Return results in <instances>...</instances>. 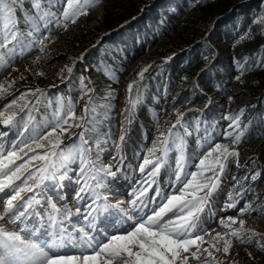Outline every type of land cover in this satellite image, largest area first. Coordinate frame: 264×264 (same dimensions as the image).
<instances>
[{"label": "snow or ice", "instance_id": "6c2138e0", "mask_svg": "<svg viewBox=\"0 0 264 264\" xmlns=\"http://www.w3.org/2000/svg\"><path fill=\"white\" fill-rule=\"evenodd\" d=\"M29 2L30 8H26L24 0H0V73L9 68L19 71L17 60L22 61L34 50L38 53L32 63L38 64L51 51L49 45L59 38L54 33L69 31L81 17L88 16L101 4V0ZM207 6L206 0H190L189 4L194 8ZM214 21L215 17L210 19L200 37L201 43L209 49V33ZM21 23L23 28L19 26ZM251 23L257 26L256 31L249 27L240 40H253L258 32L262 42L251 57L233 56L237 69L233 79L240 83L245 82L243 77L247 72L257 69L264 72V4L253 15ZM85 52L87 49L70 57V63L57 73L61 82L68 81L69 91L72 84H77L76 101L71 96H49L47 90L38 85H25L0 106V264H225V261L235 264V260L227 258L234 241L241 245L254 244L264 254V231L246 227L243 218L264 217V195H254L252 200L245 198L239 206L241 193L245 191L241 186L238 192L230 190L223 204L225 209H236V215L217 217L211 209V199L228 161L234 158L239 166L240 152L235 146L246 138L248 124L241 123L245 109L242 107L225 117L230 123L220 134L230 138V144L213 143L205 128L203 136L198 135L196 145L206 150L189 160L187 138L193 128L184 117L185 112L198 110L181 111L173 96L171 112L175 113V118L165 120L166 128L162 129L159 114L148 108L156 134L152 146L139 162L138 170L142 174V179L137 181L139 187L132 189L128 200L113 199L109 185L115 184L121 172L119 165L123 162L126 132L123 125L133 122L137 106L145 102L146 85L140 82L145 80L150 63L141 65L126 85V103L117 142L110 130L100 131L115 107L112 101L116 98V89L106 85L103 95L97 97L91 77L73 72L77 61L84 60ZM174 55L173 52L162 59L168 61ZM209 63L192 78L191 89L200 88L196 77L212 72ZM82 68L87 71L86 66ZM94 70L117 83L116 72L123 71L114 70L104 60L95 65ZM156 70L160 71L161 66ZM25 72L33 77L45 75L39 67L33 71L27 65ZM24 79L23 72L11 79L5 77L0 81V97L8 94L17 80ZM186 80L187 75L181 77V81ZM260 81L264 82V76ZM248 82H256V77H250ZM215 87L220 88V85ZM167 94L165 88V103ZM85 97L83 108L77 114L76 102ZM152 99L158 101L156 96ZM232 99L229 95L228 100ZM188 102L185 98V103ZM39 106L47 112L37 119L33 111ZM192 124L199 133V117H193ZM72 129L80 130L73 132ZM9 132H12L11 138ZM66 133L68 142L64 143ZM109 141L116 149L114 162L104 163L101 156ZM173 152L174 168L167 174V187L172 190L164 193L155 177L162 166L172 167L169 154ZM189 164L194 170H189ZM259 175L256 169L245 179L255 181ZM153 184L157 185L153 190L155 195L146 196ZM237 184L240 180H236L233 189ZM69 198L76 206L68 202ZM148 200L153 202L151 209L147 207ZM217 219L220 231L211 227L210 222ZM245 252L252 259H258L247 248ZM216 253L224 255V260Z\"/></svg>", "mask_w": 264, "mask_h": 264}, {"label": "trees", "instance_id": "16d2710c", "mask_svg": "<svg viewBox=\"0 0 264 264\" xmlns=\"http://www.w3.org/2000/svg\"><path fill=\"white\" fill-rule=\"evenodd\" d=\"M103 2L106 13L104 20L100 25L89 31L86 38L78 37L76 46L81 45L83 49L75 53V56L85 49H87V52H85L84 60L77 61L73 68L75 74L83 73L85 76L91 77L97 97L103 95L102 90L108 85L116 89V98L112 101L115 107L119 99V81L118 83L113 82L102 72L94 70V66L98 65L101 60L111 65L114 70L123 69V71L116 72L120 80L126 71L124 65L125 59L128 55L134 54L132 57L137 55L135 53L137 47L141 48L143 55L148 54L155 45L153 42L173 35L172 41H175L169 42L170 47L173 49L166 48V44L158 45L159 48L156 52H151L128 77L121 95L124 100V106L126 103L127 83L135 77V72L138 71L141 65L150 63V67L145 72V75L149 72L158 73L157 76L161 79H157L158 82L156 84L160 94L164 93L165 88L168 89V92L172 89L171 103L168 110L164 112L165 115L166 113L168 114V119L175 118L173 117L175 116L174 112H171V106L174 103L173 96H176L175 103H177L181 111H183L186 105L200 102L206 103L209 102L210 98V102L208 103L209 117L207 119L214 122L218 120L219 122H224V130H227V126L230 123L225 118L226 115L236 113L242 107L245 109L241 115V123L248 124L246 138H242V142L235 147H239L242 144L249 145L259 140L264 141V82L260 81V77L264 76V72L257 69L253 72L245 73L243 77L244 83L233 79V76L237 73V69L233 63V56L240 58L246 54L251 57L253 51L262 42V38L258 32L253 40H240V36L249 27L254 32L256 31L257 26L251 23L252 17L255 13L259 12L260 5L264 4V0H206L208 6L199 8L189 7L190 0H101V3ZM24 4L26 8H30L29 0H24ZM17 14L21 16L19 12ZM213 17H215V21L209 33V44L211 46L209 49L201 43L200 37L203 35L202 29L207 26ZM80 21L87 25V16L81 17L78 23ZM75 25L71 26L70 29ZM19 26L23 28L24 25L21 23ZM168 51L169 53H167ZM173 52L175 55L172 56L171 61H163L162 58L166 56L165 54L170 56ZM211 52H215V55H211ZM204 57H207L208 60L206 61ZM209 61V67L212 68V72L207 76L201 73L199 77H196L200 88L191 89L192 78ZM68 63H70V59L67 61ZM83 64L89 66L87 71L83 70ZM157 66H161L160 71L156 70ZM37 67L45 75L33 77L28 72L25 79L21 81L22 86L17 88L12 87L10 93L0 97V106L18 94V91L22 90L25 85L28 87H35L37 85L41 87L44 85L49 79L48 69L44 65H40V61L36 65L32 64L29 68L35 71ZM185 75L188 76V80L181 81V77ZM250 77H256V82H248ZM140 83L146 85V88L143 89L144 96L149 95L147 92L149 87H151L150 84L147 81L144 84L145 80ZM217 84L220 85V88L215 87ZM53 87L54 89L48 94L49 96L60 94L65 98L71 96L74 101L77 100V84H72L71 91H69L68 81L61 82L56 75L53 80ZM158 93L152 94L157 96ZM133 94H135V87L133 88ZM229 95L233 96L231 101L228 100ZM185 98L190 102L185 103ZM85 100L86 97L79 99L76 102V107L80 101L85 102ZM97 102H99V99H97ZM40 108L41 106L37 110H34L35 117L37 113L39 115L42 113ZM76 113L79 114L77 111ZM197 116V111L185 112V118ZM114 118L115 116L111 113V117L103 121L100 131L108 132L110 130L113 133L112 128L115 126ZM161 128H166L165 121H163ZM79 130L72 129L71 131L76 132ZM67 135L66 133L64 141L67 140ZM92 135L94 138L95 134ZM8 136L11 138L12 132H9ZM110 142L105 147L104 152L110 148ZM223 143L230 144V138L224 137ZM256 149L253 148L255 152L254 156L250 157L247 161L245 174H242L240 171L237 173L240 177L236 180H240V184H237L232 191L238 192L240 187L244 186L245 191L241 193V199L246 195L254 196L257 188L264 181V164L261 160L260 152ZM104 152L101 156L102 160ZM253 160L255 163H252ZM256 169H259L260 175L255 181L245 179L251 171ZM249 188H252L253 191H249ZM249 251L254 256L256 255L252 250ZM260 257L252 259L246 254L242 258L241 264H264V256Z\"/></svg>", "mask_w": 264, "mask_h": 264}, {"label": "rangeland", "instance_id": "374dc122", "mask_svg": "<svg viewBox=\"0 0 264 264\" xmlns=\"http://www.w3.org/2000/svg\"><path fill=\"white\" fill-rule=\"evenodd\" d=\"M135 1H138V0H135ZM105 15L106 13L104 10V2H103L101 6H98L95 10L89 13V15L87 16V20H88L87 25H85L84 22L80 21L74 27H72L69 31L67 32L61 31L57 33L59 38L54 43L50 44L49 47L51 48V51H49V53H47V55L43 57L40 61V65H44V67L48 69V72H49V79L44 83L45 84L44 86H49L51 81L55 79L59 70L65 64H67V61L69 60V58L74 57L75 53L83 49V46L81 45L76 46L78 42V37L86 38L89 31H91L93 28H95L96 26L100 25L103 22ZM172 37L173 35L169 37H165L164 39H162V41H160L157 45H155V47L148 54L139 57L137 61L135 62V64L128 70L125 79H128L131 73H133L136 70V67L139 65V63L142 62L151 52H156V50L159 48L158 45L166 44V48L173 49L169 45V42L171 43L175 41V40L172 41ZM167 53H169V51ZM165 55L167 56L168 54H165ZM34 59H35V55H33L30 58H25L22 61L19 60L18 62H16V68H18L19 71H13L12 68L7 69L5 72H3L0 75V81L4 80L5 77H8L9 79H11L12 77H17L21 72H23L25 76H27L28 72H25V66L27 65L28 67H30L33 64L32 61ZM21 81L22 80L20 81L17 80L16 83L13 85V87L17 88V87L22 86ZM150 139H152V132L148 133V140ZM253 148H257L256 150L260 152L261 160L263 161V164H264V143L256 142V143H250L249 145H243V146L238 147V151L240 152L239 166H238L239 168L246 167L248 159L254 156L255 152ZM187 152H188V156H191V158L194 156H199L201 154L200 149H197L196 151L192 150L189 145L187 146ZM174 155L175 154L169 155L170 157L169 164L172 167L165 166V170L169 169V171H172V169L174 168ZM143 156L144 154L142 153L140 155V160L143 159ZM233 160L228 161L227 163V167L225 171L226 176L223 178L224 191L230 188L231 186H233L235 183L234 177L236 176V170H237L236 166L237 165L235 163L234 158ZM189 170H194V168L189 169ZM259 192L261 193L264 192V184H263V187L259 190ZM226 196H227V191H225V193L221 192L220 194H218L215 197V200L212 199L211 209L216 212L218 210V206L221 205V201L224 200ZM219 213L220 214H217V217L220 215H236L237 210L230 211V209H228L226 211H219ZM243 218L246 221V224H245L246 227L251 226V227H255L257 231H264V217L253 215L252 217L245 216ZM210 223H211V227L215 231L221 230L219 227H217L218 219L213 220ZM245 248H247L248 250H252L254 253H256L255 256L259 258H261L260 256H264V254H262L259 251V249L256 248L254 244L241 245L238 242L234 241L233 247L230 250V253L227 254L228 260H235V264H241L242 258L246 256ZM216 256L219 259L224 260V255H222L221 253H216ZM225 264H227V261H225Z\"/></svg>", "mask_w": 264, "mask_h": 264}, {"label": "bare ground", "instance_id": "6f19581e", "mask_svg": "<svg viewBox=\"0 0 264 264\" xmlns=\"http://www.w3.org/2000/svg\"><path fill=\"white\" fill-rule=\"evenodd\" d=\"M149 209H151V208H149Z\"/></svg>", "mask_w": 264, "mask_h": 264}]
</instances>
